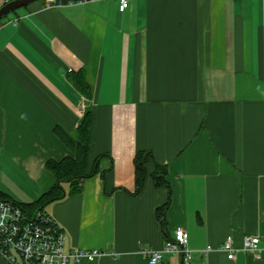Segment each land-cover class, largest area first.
Listing matches in <instances>:
<instances>
[{"label":"crops","instance_id":"crops-1","mask_svg":"<svg viewBox=\"0 0 264 264\" xmlns=\"http://www.w3.org/2000/svg\"><path fill=\"white\" fill-rule=\"evenodd\" d=\"M86 112L97 171L43 211L66 250L113 255L72 264H151L140 249L180 226L190 264H264V0H36L2 17L0 193L27 205L48 191L45 163L74 156L58 131L77 138Z\"/></svg>","mask_w":264,"mask_h":264},{"label":"built area","instance_id":"built-area-1","mask_svg":"<svg viewBox=\"0 0 264 264\" xmlns=\"http://www.w3.org/2000/svg\"><path fill=\"white\" fill-rule=\"evenodd\" d=\"M9 0H0V6ZM130 0H119V8L125 9ZM258 236H244L241 250L255 253ZM17 251L21 264H72L81 261H95L113 252L101 249H65V234L62 228L43 209L26 213L13 201L0 199V255L9 264H18L11 253ZM228 259H234L236 248L231 235H227L219 246ZM212 250L207 245L205 252ZM140 253L151 263L161 262L164 253L178 255L183 264H190L192 250L188 247V233L184 227H177L174 235L165 241L161 249L142 247Z\"/></svg>","mask_w":264,"mask_h":264},{"label":"trees","instance_id":"trees-1","mask_svg":"<svg viewBox=\"0 0 264 264\" xmlns=\"http://www.w3.org/2000/svg\"><path fill=\"white\" fill-rule=\"evenodd\" d=\"M49 2H62L57 0H47ZM68 2V1H63ZM90 122H91V114L90 112H86L78 126V136L77 138H73L64 131H58V135L61 140L67 144L73 151L74 156H65L59 161H55L49 159L45 166L55 177V182L51 186L48 191L43 192L40 197L27 204L21 205L16 203L22 207V209L26 213H33L36 210L43 209V206L49 202L58 200L63 198L65 195L78 193L81 189V181L82 179L93 175L97 171V160L95 159L94 165L90 172L86 171L87 166V151L90 142ZM141 158V153L136 156V185L139 189L142 180L145 175L144 168L142 165H139V161ZM165 168L160 167V169L156 170L153 174V180L156 185H166L167 183L164 180ZM63 184H68L69 188L66 191L63 187ZM3 193H0V199H7L3 196ZM11 201V200H10ZM15 203V202H14ZM169 202H166L158 211V219L164 224V216L165 211L168 208ZM25 207H34L33 212H28Z\"/></svg>","mask_w":264,"mask_h":264},{"label":"water","instance_id":"water-1","mask_svg":"<svg viewBox=\"0 0 264 264\" xmlns=\"http://www.w3.org/2000/svg\"><path fill=\"white\" fill-rule=\"evenodd\" d=\"M36 0H9L0 6V19L8 13L34 2ZM57 1H82V0H57ZM11 253L16 258L18 264H21V257L16 250L11 249Z\"/></svg>","mask_w":264,"mask_h":264}]
</instances>
